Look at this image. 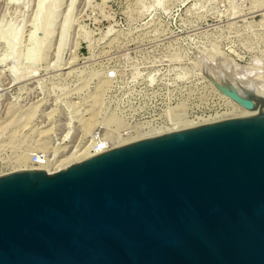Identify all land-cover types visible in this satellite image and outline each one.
I'll list each match as a JSON object with an SVG mask.
<instances>
[{"label":"rangeland","instance_id":"374dc122","mask_svg":"<svg viewBox=\"0 0 264 264\" xmlns=\"http://www.w3.org/2000/svg\"><path fill=\"white\" fill-rule=\"evenodd\" d=\"M213 80L264 89V0H0V176L238 117Z\"/></svg>","mask_w":264,"mask_h":264},{"label":"water","instance_id":"95a60500","mask_svg":"<svg viewBox=\"0 0 264 264\" xmlns=\"http://www.w3.org/2000/svg\"><path fill=\"white\" fill-rule=\"evenodd\" d=\"M213 82L252 111L0 176V264H264V99Z\"/></svg>","mask_w":264,"mask_h":264},{"label":"bare ground","instance_id":"6f19581e","mask_svg":"<svg viewBox=\"0 0 264 264\" xmlns=\"http://www.w3.org/2000/svg\"><path fill=\"white\" fill-rule=\"evenodd\" d=\"M10 43H11V45L14 44V39ZM216 82H218V81H216ZM219 83H221V82H219ZM226 85H229V84H226ZM217 89L219 90V88H217ZM246 89L248 91H250V92H252V93H254V94H256V95H258V96H260L261 98L264 99V89H259V88H246ZM221 93H223V92H221ZM223 94H225V93H223ZM225 95H226L227 99H229L230 103L233 106L232 113L235 114L236 116H238V117H236L234 119H239V118L243 117L244 115H246L247 113L252 111V109H248V108L242 106L241 104H239L238 102L233 100L227 94H225ZM256 106L257 107L255 109L259 112L260 115H263L264 114V106H260V105H256ZM234 119H230V120H234ZM88 123H90V122H88ZM90 126H91V124H90ZM193 126L194 127H192L191 125H187V126H185L184 129H182L180 131L191 129V128H195V126H197V125H193ZM162 133L163 134L157 135L155 137L166 135V134H170L171 132L170 133L162 132ZM151 138H154V137H151ZM137 141H139V140H137ZM137 141H132L131 137H127V138H123L122 139L121 144L116 145V146H111L110 145V141L108 139L103 138L100 141L95 142V143L94 142L93 143L90 142L92 144H88L86 146H83V148H81L78 151L74 150L73 152L70 153V155H68V157H66L64 159L57 160L56 162H59L58 165L54 164L55 162L51 158L50 159H45L44 158L43 160H41V163H39L40 166L38 168V167H34L32 165H27V163H29V162L33 163L32 158L30 160L29 159H25V161H24L25 162V167L21 171H24V170H45L47 173L52 174V173L58 172L60 170L66 169V168H68V167H70V166H72L74 164L80 163V162H82L84 160H87V159L95 156L98 153H102V152H105L107 150H110V149H113V148H117V147H120V146H123V145H126V144L137 142ZM97 146L99 148H97ZM54 155L56 156V154H54ZM42 162H44V163H42Z\"/></svg>","mask_w":264,"mask_h":264},{"label":"built area","instance_id":"2783aa9c","mask_svg":"<svg viewBox=\"0 0 264 264\" xmlns=\"http://www.w3.org/2000/svg\"><path fill=\"white\" fill-rule=\"evenodd\" d=\"M94 136V138L97 140V139H101V138H103L104 137V135H102L100 132H96L95 134H93ZM97 148H99L98 146H97ZM44 157H45V154L44 153H39V152H35V153H33V155H32V161H33V163H41V160H43L44 159ZM42 163H44V162H42Z\"/></svg>","mask_w":264,"mask_h":264}]
</instances>
